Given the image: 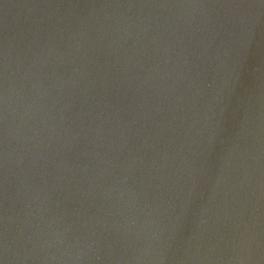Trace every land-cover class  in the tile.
Masks as SVG:
<instances>
[{
	"label": "water",
	"instance_id": "95a60500",
	"mask_svg": "<svg viewBox=\"0 0 264 264\" xmlns=\"http://www.w3.org/2000/svg\"><path fill=\"white\" fill-rule=\"evenodd\" d=\"M0 264H264V0H0Z\"/></svg>",
	"mask_w": 264,
	"mask_h": 264
}]
</instances>
